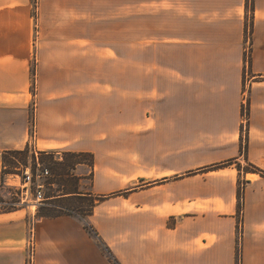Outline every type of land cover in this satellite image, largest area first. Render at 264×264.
I'll return each mask as SVG.
<instances>
[{"label": "crops", "instance_id": "0c3cea01", "mask_svg": "<svg viewBox=\"0 0 264 264\" xmlns=\"http://www.w3.org/2000/svg\"><path fill=\"white\" fill-rule=\"evenodd\" d=\"M34 133L40 153L93 156L76 168L106 198L97 237L3 209V155ZM249 164L264 172V0H0V264H26L32 225L36 264H112L99 239L121 264H264Z\"/></svg>", "mask_w": 264, "mask_h": 264}, {"label": "trees", "instance_id": "16d2710c", "mask_svg": "<svg viewBox=\"0 0 264 264\" xmlns=\"http://www.w3.org/2000/svg\"><path fill=\"white\" fill-rule=\"evenodd\" d=\"M249 116V115H248ZM62 162L59 161V159L55 158V161L58 163L57 165L63 166V167H68L70 169H75V166L80 165V164H85L90 166L91 168L93 167L94 159L91 154H75V153H64L62 154ZM32 156V157H31ZM30 156V150L29 148L25 149L24 151H13V152H7L6 154L3 155V164H4V175L6 174H15L13 171H16V167L18 163L28 165V159L31 158L32 162L34 163L36 160L35 155ZM46 156H54L53 154L50 153H40V157H46ZM40 160H43L40 159ZM231 163L228 164H220L216 165L214 167H209L206 168V170H214V169H220L223 167H226L230 165ZM238 170L240 172V175H242L243 172L246 173H258L261 174L264 177V172L259 170L253 165H248L247 168H243L241 165H238ZM79 186V181L76 184L75 191L70 192L71 190H65V186H62L63 189H60L58 194L53 196V197H59V196H64V198L53 200L52 205L55 209L54 212L52 213H39L37 215V218H58L62 216H76L79 217L81 220L85 222V229L92 234L94 237L98 236V233L96 230L93 228V226L89 225L86 220L88 217L93 215L95 207L105 200L106 198H96L92 196L91 193H82L78 189ZM66 196V197H65ZM86 198H90L91 200V209L89 210H84V205H81L83 201H85ZM238 199H239V204H238V218L241 217L242 215V208H243V199H244V183L240 181L239 185V191H238ZM76 200L81 201L79 204H76L74 206L69 205L71 202H75ZM238 230L240 231V220L238 222ZM99 244L102 250L107 254L110 262L112 264H121L118 259L114 256V254L111 252V250L106 246V244L99 239Z\"/></svg>", "mask_w": 264, "mask_h": 264}, {"label": "rangeland", "instance_id": "374dc122", "mask_svg": "<svg viewBox=\"0 0 264 264\" xmlns=\"http://www.w3.org/2000/svg\"><path fill=\"white\" fill-rule=\"evenodd\" d=\"M130 0H124V4L126 2H129ZM139 2V6L141 7H145V3L146 0H137ZM129 51V50H128ZM124 53H126V51H124ZM246 135V133L244 134ZM31 156V155H30ZM32 157V156H31ZM39 158L43 160H40V162L43 164V166L45 168H48L51 172V178L47 181H45L46 183V187L44 189V195L46 197V202L43 206H41L40 208H35L34 205H32L33 203L30 202L28 204H23V208L27 209V211L31 214H35L36 218L37 215L41 212V213H52L54 212V207L52 205L53 204V200H49L51 197L55 196L58 194L60 189H63L62 186H65V190H71L70 192L75 191V187L76 184L78 182V175L84 174L85 178L88 181H85L83 183V186H78V189L80 190V188L82 189V193H86L88 191L89 188V184H90V169L88 167L85 168H81V169H77L75 166V170L70 169L68 167H63L60 165H57L58 163L55 161V158L60 159L59 161H63V155L62 154H57L55 156H46V157H40ZM28 164H32L34 165V163L32 162V159L29 158L27 160ZM244 168H247V165H243ZM14 173H16L15 171H13ZM7 181L8 184L10 185H2V200L5 202L3 205V209L8 210V209H13L16 208V206H14V204H16L19 200L21 195L19 194V192L16 191V189L11 187V184H15V183H19L18 178H16V181ZM91 200L90 198H86L85 201L81 202L79 200H76L75 202H71L69 205H76L79 204L80 202L82 203L81 205H84V210H89L91 209ZM26 203V202H25ZM239 239V238H238ZM99 247L100 244L98 243ZM30 262V254H29V249L27 251L26 254V264H29ZM35 264H36V257H35Z\"/></svg>", "mask_w": 264, "mask_h": 264}, {"label": "built area", "instance_id": "2783aa9c", "mask_svg": "<svg viewBox=\"0 0 264 264\" xmlns=\"http://www.w3.org/2000/svg\"><path fill=\"white\" fill-rule=\"evenodd\" d=\"M243 134L247 132V124H248V99L245 98V103L243 106ZM30 155H35L36 160L34 165L28 164L24 165L18 163L16 167L15 174H8L11 176L10 178L16 180L18 178L19 183L11 184V187L16 189L17 192L21 195L20 200L14 204L23 205L32 202L35 208H40L46 202V197L44 195V189L46 187L45 181L49 180L51 176V172L48 168H45L43 164L40 162V152L36 149V139L35 133L32 134V138L30 140L29 145ZM10 185V184H5ZM26 202V203H25ZM35 220V219H34ZM31 232V240L28 246L29 254H30V262L29 264H35V255H36V244H35V228L32 225L30 230Z\"/></svg>", "mask_w": 264, "mask_h": 264}]
</instances>
